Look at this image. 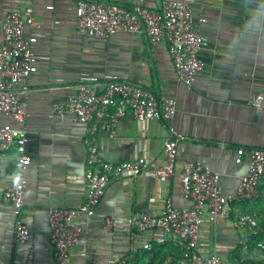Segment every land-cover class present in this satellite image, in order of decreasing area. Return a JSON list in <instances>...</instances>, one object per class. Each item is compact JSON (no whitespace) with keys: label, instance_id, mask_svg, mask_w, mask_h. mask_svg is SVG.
Wrapping results in <instances>:
<instances>
[{"label":"crops","instance_id":"crops-1","mask_svg":"<svg viewBox=\"0 0 264 264\" xmlns=\"http://www.w3.org/2000/svg\"><path fill=\"white\" fill-rule=\"evenodd\" d=\"M107 1L126 9H159L165 1H188L195 31L205 40L199 54L203 68L188 87L176 77L165 44L154 46L143 34L128 32L107 40L78 34L76 0H0V47L5 15L30 6L37 27L26 28L24 37H37L33 52L38 63L22 96L28 112L25 124L0 113V126L27 131L26 152L31 158L21 215L30 239L21 245L14 241L11 208L2 199L4 190L19 181L18 153L15 146L0 152V259L4 264H53L47 214L52 208L75 209L85 201L86 140L94 141L106 162L144 158L149 166L137 177L125 174L112 181L96 215L77 220L85 233L70 251V264H108L130 255L148 264L147 251L142 249L147 243L152 250L162 247L165 252L173 250L174 256L180 254L174 236L159 231L139 235L129 229L128 218L134 213L159 215L166 199L176 207L188 206L180 186L183 165L189 162L218 173L223 193L233 195L247 172L245 157L240 164L235 162L237 149H264V112L251 107L254 95L264 92V0ZM81 73L113 74L158 97L175 100L176 114L170 124L185 139L168 182L161 183L154 175L163 162L166 131L161 122L127 115L109 138L91 135L87 125L54 109L56 102L75 93ZM250 204L232 206L228 220L203 223L197 251L201 257L218 255L228 264L261 258L259 251L239 244L233 221L245 208L246 213L264 210V178ZM105 218L114 221L110 231L103 227Z\"/></svg>","mask_w":264,"mask_h":264},{"label":"built area","instance_id":"built-area-1","mask_svg":"<svg viewBox=\"0 0 264 264\" xmlns=\"http://www.w3.org/2000/svg\"><path fill=\"white\" fill-rule=\"evenodd\" d=\"M47 9L52 10V6ZM33 9L30 6L8 12L1 24L3 43L0 47V113L14 122L24 125L28 112L22 103L28 80L37 73L38 63L33 49L36 36L24 37L26 28H35ZM77 33L86 37L107 40L116 33L128 32L144 35L149 44H165L178 80L190 87L203 68L199 54L204 38L195 31L192 9L188 1H165L159 9L135 6L123 8L107 0H76ZM205 22V20H202ZM50 35V34H48ZM251 107L264 112V92L254 95ZM59 114L73 116L74 120L89 127L91 135L100 134L113 138L119 121L129 115L136 120L161 122L166 134L163 143V162L154 170L161 183L170 180L174 173L178 148L184 135L170 124L176 114L174 99L158 97L138 85L122 81L113 74L96 77L81 73L75 93L54 104ZM27 131L15 130L6 124L0 126V152L15 146L18 157L19 181L7 187L3 202L10 206L14 241L25 244L30 232L21 215L24 207L26 170L31 158L26 152ZM84 173L85 201L77 208H52L48 211L49 243L53 264H70V251L84 235L77 224L80 217L96 215L100 201L108 185L123 175H141L148 162L138 158L121 163H109L98 154L93 140H86ZM235 162L247 159V172L233 195H225L220 186V175L199 163H185L181 173V197L188 206L176 207L166 199L162 212L152 216L134 213L127 221L129 229L141 235L159 231L174 236L180 254L169 256L165 264H228L218 255L201 257L198 254L200 229L204 222L215 225L228 220L232 215V204L253 200L264 178V149L236 151ZM240 235L239 244L246 246L251 236L264 231V215L238 214L233 221ZM103 227L111 230L114 221L105 218ZM263 249V244L257 245ZM151 251L149 243L142 246ZM0 264H4L0 259ZM108 264H140L134 256Z\"/></svg>","mask_w":264,"mask_h":264},{"label":"trees","instance_id":"trees-1","mask_svg":"<svg viewBox=\"0 0 264 264\" xmlns=\"http://www.w3.org/2000/svg\"><path fill=\"white\" fill-rule=\"evenodd\" d=\"M250 201H252V200H247L244 203L246 205H248V207H249L251 205ZM234 205L235 204H233L232 206H234ZM239 206H245V205H239ZM243 212H245V213H243ZM243 212H241V214H256L258 216L264 215V210H257L255 213H246V208H245V211H243ZM259 243L263 244V249H259L257 247V245ZM247 247L249 249H251L252 251L253 250L259 251L261 253V258L258 261H256V262H254V261H246V262H244L242 264H264V231L262 233L256 235V236H251L249 238L248 243H247ZM178 253L179 252H175L174 254L178 255ZM172 255H173V250L165 252L162 247H158V248L154 247L151 252H146L144 257L147 260H149L148 264H165L166 263V259L169 256H172ZM237 255L239 256V254H237ZM239 262H240V260H239ZM174 264H176V263H174Z\"/></svg>","mask_w":264,"mask_h":264}]
</instances>
